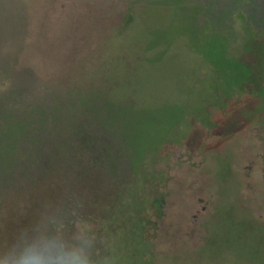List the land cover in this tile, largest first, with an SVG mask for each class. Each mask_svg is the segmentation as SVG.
Wrapping results in <instances>:
<instances>
[{
    "label": "rangeland",
    "instance_id": "rangeland-1",
    "mask_svg": "<svg viewBox=\"0 0 264 264\" xmlns=\"http://www.w3.org/2000/svg\"><path fill=\"white\" fill-rule=\"evenodd\" d=\"M53 238L264 264V0H49V67H0V261Z\"/></svg>",
    "mask_w": 264,
    "mask_h": 264
},
{
    "label": "crops",
    "instance_id": "crops-1",
    "mask_svg": "<svg viewBox=\"0 0 264 264\" xmlns=\"http://www.w3.org/2000/svg\"><path fill=\"white\" fill-rule=\"evenodd\" d=\"M39 66L49 67V0H0V67Z\"/></svg>",
    "mask_w": 264,
    "mask_h": 264
},
{
    "label": "clouds",
    "instance_id": "clouds-1",
    "mask_svg": "<svg viewBox=\"0 0 264 264\" xmlns=\"http://www.w3.org/2000/svg\"><path fill=\"white\" fill-rule=\"evenodd\" d=\"M86 243L67 245L53 238L23 246L12 259L0 264H91L85 252Z\"/></svg>",
    "mask_w": 264,
    "mask_h": 264
}]
</instances>
